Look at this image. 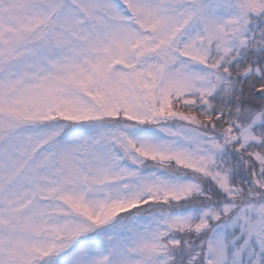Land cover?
Masks as SVG:
<instances>
[{
  "label": "snow or ice",
  "instance_id": "1",
  "mask_svg": "<svg viewBox=\"0 0 264 264\" xmlns=\"http://www.w3.org/2000/svg\"><path fill=\"white\" fill-rule=\"evenodd\" d=\"M0 264H264V0H0Z\"/></svg>",
  "mask_w": 264,
  "mask_h": 264
}]
</instances>
